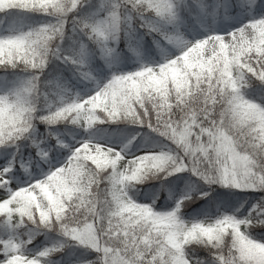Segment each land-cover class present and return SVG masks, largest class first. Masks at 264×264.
I'll list each match as a JSON object with an SVG mask.
<instances>
[{
	"label": "clouds",
	"instance_id": "clouds-1",
	"mask_svg": "<svg viewBox=\"0 0 264 264\" xmlns=\"http://www.w3.org/2000/svg\"><path fill=\"white\" fill-rule=\"evenodd\" d=\"M119 3V19L111 21L107 46L112 57L131 59L137 67L131 71L113 68L111 77L147 70V78L156 73L159 94L167 92L170 103L179 101L170 107L172 118L181 124L179 142L171 145L172 150L189 161L199 153L202 175L187 172L174 177L169 174L172 164L167 170L151 172L155 165L147 163L141 168L151 174L133 183L125 175L128 161L121 159L119 168L100 171V162L93 158L97 167L89 165L80 173L59 209H51L42 200L17 230L21 257L40 259L42 264H242L250 251L264 254V232L256 234L257 229H264V217L249 216L245 205L251 198L234 191L264 180V58L257 62L237 44L214 50L202 60L197 49L188 47L196 39L186 38L194 18L222 13L237 0H170L175 13L172 22L154 11L148 0ZM27 4L28 0H0V9H21ZM3 13L0 39L23 36L32 49L27 58L17 56L15 63H5V52L13 56L17 45L5 48L0 42V72L10 76L7 85L0 87V97L27 112L31 132L23 140L33 144L40 123L78 124L87 132L84 143L104 139V130L97 126L113 122L109 116L98 113L92 127L82 119L77 123L89 100L79 109L68 110L76 95L70 96L66 86L45 77L49 64L60 59L56 49L61 44L38 36L40 24L22 23L20 13ZM80 33L87 40L79 45L93 52L89 42L101 48L89 33ZM173 36H182L187 44L178 46L170 41ZM254 36L245 27L229 37V45ZM76 54L73 49L69 55ZM50 138L51 134L44 137ZM226 173L229 183L224 182ZM162 196L172 200L166 210L158 208ZM258 200L264 205V194ZM40 235L45 237V246L30 249Z\"/></svg>",
	"mask_w": 264,
	"mask_h": 264
},
{
	"label": "snow or ice",
	"instance_id": "snow-or-ice-1",
	"mask_svg": "<svg viewBox=\"0 0 264 264\" xmlns=\"http://www.w3.org/2000/svg\"><path fill=\"white\" fill-rule=\"evenodd\" d=\"M84 2L85 0H28L27 6L20 10L39 11L53 17V20L40 24L38 36L57 40L62 44L68 25L71 23L73 33H89L101 44L103 54L110 60L112 49L107 46V40L111 21L113 18L119 19L121 7L119 0H104L103 15L99 18H81L72 15ZM148 3L162 18H166L170 22L175 20L170 0H148ZM233 8L236 9V13L243 11L250 14L257 11L264 13V0H237L234 6L226 7L225 12L233 11ZM0 11H5V9H0ZM245 27H250L255 36L243 41L233 40V44L229 45V37H235L237 32H243ZM169 39L178 46L187 44L182 36H173ZM0 42L4 44L5 48H8L10 44L17 45V51L13 56L10 57L7 51L5 52V63H15L17 56L25 59L32 54V49L27 47L26 38L23 36L2 38ZM237 44L244 54L255 57L257 62L264 58V14L251 15L246 23L234 28L231 32H212L196 39L188 47L197 49L203 60L206 54L214 53V50L221 51ZM75 50L76 55H65L62 48L56 49L60 59L76 66L77 71L84 79H95L88 70L87 48L79 45ZM146 71L135 75L113 74L106 83L89 95L91 99L89 97L78 98L79 94H76L77 98L73 99L68 110L79 109L81 103L89 100L86 108L80 110L81 117L77 123L82 119L88 127H92L96 123L98 113L104 112L113 122L127 121L140 128L150 129L164 138L168 142L167 144H159L156 148L128 158L125 150H118L107 145L97 146L94 142H81L79 146L70 148L71 155L62 166L52 168L42 178L32 179L24 186H19L17 173L20 168H23V171L31 177L29 163L24 162L21 152V141L31 132V129L27 127L28 114L23 108L10 104L7 97H0V146L5 149L9 147L15 149L11 158L5 155L3 162H0V220L8 228L7 237L0 239V264H21V260H23V264H42L40 259H23L21 257V243L16 239L17 230L24 225L26 220L30 219L32 210L42 200L47 201L51 209H59L71 195L80 173L86 172L89 165L93 168L97 167L93 163V158L100 162L98 169L100 171L111 167L119 168L121 159L128 161L125 175L132 177L133 179L129 182L133 183L143 181L147 175L151 174L148 169L141 168L142 164L147 163L155 165L151 172H158L160 169L167 170L168 165L172 164L170 175L183 172L202 175L199 167V153H196L189 161L179 158L171 147L179 142L181 124L172 118L170 107L179 101L170 103L171 97L167 92H164L163 95L159 94L160 84L156 73L153 71L152 75L146 78ZM61 91L63 93L65 90L61 88ZM136 138L137 136H132L124 145L125 149ZM57 139L59 140V137ZM42 143L37 138H33V145L39 149V157L42 160H48L50 153L41 146ZM203 178L207 179L206 176ZM13 181H17V183L14 184ZM224 182L229 183L227 173ZM239 190L264 193V180L249 183L240 187ZM248 214L249 216L264 217V205L261 201L254 202L248 210ZM242 264H264V254L259 251H250L246 253V259L242 261Z\"/></svg>",
	"mask_w": 264,
	"mask_h": 264
},
{
	"label": "trees",
	"instance_id": "trees-1",
	"mask_svg": "<svg viewBox=\"0 0 264 264\" xmlns=\"http://www.w3.org/2000/svg\"><path fill=\"white\" fill-rule=\"evenodd\" d=\"M104 7V0H85V2L81 5V7L74 11L72 15L74 16H80L81 18H99L103 15V9ZM5 11H12V12H18L20 13V20L21 22H31L33 24H41L48 22L50 20H53V17L48 16L42 12L39 11H26V10H20V9H12V10H5ZM232 12V11H230ZM259 12V11H258ZM228 12L223 11L222 13H217L215 16L219 19H221L223 16H225ZM3 11H0V16H3ZM207 16H211L208 14H205L204 16L194 18L190 24H197L201 22L204 18ZM4 31H0V35H3ZM81 40H87V37H84L81 33H73L72 31V25L69 23L65 39L63 40L61 44V48L63 49V54L69 55L71 54V51L73 49L78 48L79 42ZM120 47L123 48L124 45L121 43ZM88 49L93 51H88L87 56V64H88V70H90L95 78L97 77H110L111 78V69L113 68H119L122 71H131L135 70L137 67V63L134 62L131 59H124L121 60L119 57H112L110 60L105 57L100 47H98L95 43L89 42ZM110 61V62H108ZM46 78H53L62 86H66L69 89L68 94L70 96H75L77 94V91L85 90L88 87L92 86L94 84L95 79L88 80L84 79L80 73L77 71L76 66L65 63L62 59H54L48 66V69L45 73ZM10 79V76H6L3 72H0V87H4L7 85L8 80ZM103 126H107L109 128H122V130L125 132V136L119 135L121 137H125V143L127 144L128 140L132 136H137L136 140L128 146L125 151L131 155H140L144 152V149H151L156 148L159 144H167L168 142L164 140V138L160 137L158 134L152 132L148 128H140L139 126L132 125L128 122L123 121H117V122H108L103 124ZM80 130L82 132V135L86 133V130L82 129L80 125H72V124H57L48 126L43 123H40L38 125L36 138L40 141H42V147L47 148L50 155L48 160L54 159L57 161L58 159L65 156L70 148L68 146L69 141H75V138H78L79 136L75 134V131ZM51 134V138L48 140H45V136H49ZM139 134V135H137ZM59 137V140L62 138H65V140L59 141L57 138ZM22 148V156L24 162H26V158H29V166L32 175H38L44 172H48L51 169L50 162L48 160H42L39 157V149L36 148L35 145L32 144L30 140H22L21 141ZM53 146H55L53 148ZM15 151L14 147H9L5 149L3 146H0V156L4 157L5 155H9L11 158V154ZM188 173L183 172L175 176H186ZM17 177L28 180L29 174L25 173L23 171V168H20ZM173 177H169L168 180L171 181ZM159 181L155 182V187H159ZM182 187V185H181ZM239 192L240 190H234ZM247 195L251 198L250 202L245 205V211H248L252 203L255 202V200L262 194L260 192L255 191H248L246 192ZM142 202H147L146 200ZM172 206V200L171 198H165L161 197L158 203V208L161 210H166ZM194 207H199V205H195ZM191 211V210H189ZM23 227V226H22ZM260 232H264V229H257L256 234L258 235ZM8 234V228L7 225L3 223L2 220H0V237H5ZM46 244L45 237L43 235H40L39 239L34 241L33 244L29 245L30 249L34 250H40L42 249ZM203 255V253H201Z\"/></svg>",
	"mask_w": 264,
	"mask_h": 264
},
{
	"label": "rangeland",
	"instance_id": "rangeland-1",
	"mask_svg": "<svg viewBox=\"0 0 264 264\" xmlns=\"http://www.w3.org/2000/svg\"><path fill=\"white\" fill-rule=\"evenodd\" d=\"M261 14H264V13H261L260 11L259 12L257 11L255 13H251V14L246 12V11H243L240 13L229 12L227 14V16L223 17L221 20H218V19L211 16V17H208L207 19H205V21L202 22L200 25H192L190 31H188V33H187L186 38L200 39V38H202V37H204V36H206L212 32L225 33V32L231 31L234 28L241 26V25H237V26L234 25V27H232V25H230V27L226 31H223L226 27H228L227 26L228 22L233 23V21L236 20L237 18H240V21L245 18L244 23H246L248 21V19L251 18V15L259 16ZM201 32H202V34L199 36L194 35L195 33H201ZM108 79H110L108 76L96 78L94 81V84L92 86L88 87L85 90L77 91V94H79L80 96H83V97L91 95L94 91L97 90V88L99 86H102L104 83H106ZM97 127L104 130L105 138L102 140L93 141V142L104 143L105 145L110 146V147H114L118 150L124 148V145L126 144L125 143V137H124L125 132L122 130V128H120V127L119 128H109V127L103 126V125H98ZM75 134L78 135L79 137L75 138V141H73V142L69 141V144H68L69 148H71L72 146H79V144L81 142H83L84 139L88 138L87 132L84 135H82V132L80 130H78V131H75ZM122 134L124 135L123 137L119 136ZM63 140H65V138H62L59 141H63ZM45 149L47 150V148H45ZM151 149H153V148H151ZM148 150H150V149H144V152H146ZM70 155H71V151L69 150V152L65 156H63L62 158L58 159V157H57V161H55L54 159H51V160L49 159L48 161L50 162L51 169L54 167L62 166L67 161V159ZM7 156L9 157V155H7ZM127 156H128V158L132 157L128 153H127ZM4 157L0 156V162H3ZM26 160H27L26 163H28L29 158L27 157ZM48 172H44L40 175H32L31 177H29L28 180H23V179L17 177L18 181H19V186H24L25 184L30 182V180H32V179L42 178ZM13 183L16 184L17 181H13Z\"/></svg>",
	"mask_w": 264,
	"mask_h": 264
},
{
	"label": "bare ground",
	"instance_id": "bare-ground-1",
	"mask_svg": "<svg viewBox=\"0 0 264 264\" xmlns=\"http://www.w3.org/2000/svg\"><path fill=\"white\" fill-rule=\"evenodd\" d=\"M239 21H240V18H237L236 20L233 21V23H229V22H228V23H227V26H228V27H226L223 31H226V30L230 27V25H232V27H234V25H235V26H237V25H242V24L244 23V21H245V18H244L243 20H241L240 22H239ZM222 29H223V28H222ZM223 31H222V32H223ZM201 34H202V32H201V33H195L194 35H195V36H199V35H201Z\"/></svg>",
	"mask_w": 264,
	"mask_h": 264
}]
</instances>
